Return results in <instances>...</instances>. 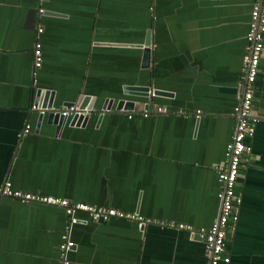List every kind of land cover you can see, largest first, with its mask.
I'll use <instances>...</instances> for the list:
<instances>
[{
  "label": "crops",
  "instance_id": "obj_1",
  "mask_svg": "<svg viewBox=\"0 0 264 264\" xmlns=\"http://www.w3.org/2000/svg\"><path fill=\"white\" fill-rule=\"evenodd\" d=\"M256 2L0 0V187L9 182L144 221L139 228L132 220L93 222L78 214L67 264L208 262L197 234L177 225L199 231L218 218L215 168L237 123ZM147 33L151 58L144 67ZM36 41L40 68L33 65ZM129 87L169 94L125 95ZM37 89L53 92V108L91 102L94 112L84 126L66 118L58 129L47 113L40 120L31 109L43 104ZM120 100L134 107L115 110ZM252 111L258 122L235 185L240 203L227 234L229 264H264V54ZM26 125L30 131L20 138ZM67 225L60 207L1 197L0 264H62L58 246Z\"/></svg>",
  "mask_w": 264,
  "mask_h": 264
},
{
  "label": "built area",
  "instance_id": "obj_2",
  "mask_svg": "<svg viewBox=\"0 0 264 264\" xmlns=\"http://www.w3.org/2000/svg\"><path fill=\"white\" fill-rule=\"evenodd\" d=\"M39 9L38 13L42 14ZM37 34L42 33V27L37 24ZM246 47L242 57L243 80L241 83V92L238 105L234 112L237 117L236 127L230 140L225 146V152L222 162L216 168L215 173L218 182L222 188L218 194L221 201L220 212L217 220L208 228L199 231H193L187 225L179 224V230L189 231L191 234H197L204 244V251L208 258L206 264H229L230 257L227 253V234L233 228L237 220L236 206L240 203L239 196L235 193V185L240 170L247 161V155L250 153L251 147L248 143L249 139L255 132V126L258 120L253 116L252 100L255 92L256 77L260 72V62L264 54V0H257L252 6L250 13V21L248 31L245 36ZM42 64L41 44L38 41L34 44L33 65L34 68H40ZM32 110L39 114H44V110L37 105L31 106ZM158 112H165L164 109H157ZM49 112L59 113L65 118L84 117L90 114V111L79 109L77 106L68 108H51ZM149 109L143 111L142 116L146 117ZM131 119L132 115H128ZM30 131V126L26 125L19 132L22 138ZM8 197L16 199L21 203H36L52 207H60L63 209L67 218V227L61 235V242L58 250L62 264H67V253L72 249L74 243L70 239V227L82 220L78 214L87 215L93 222H106L111 218L132 220L137 223L139 228L144 226V221L137 215L125 214L109 207H96L84 203H72L66 199L55 198L52 196L40 195L38 193L23 192L12 188L9 182H5L0 187V198Z\"/></svg>",
  "mask_w": 264,
  "mask_h": 264
},
{
  "label": "water",
  "instance_id": "obj_3",
  "mask_svg": "<svg viewBox=\"0 0 264 264\" xmlns=\"http://www.w3.org/2000/svg\"><path fill=\"white\" fill-rule=\"evenodd\" d=\"M150 47H151L150 33H147L145 42L142 45V50H143L142 61H143L144 67H147L148 65H150V63H149L150 58H151ZM137 89H139V90H137ZM124 94L143 97V98H149L152 95H163V94H169V93L164 92V91H151L149 87H142V88L129 87L127 91H124ZM52 98H53V92L52 91H50L48 89H37L36 94H35V99L37 102L42 99L41 102L43 104L42 105L35 104V105H37L38 107L40 106V108L45 111L44 113H47V118L49 120H51L53 122V124L56 125L57 128L59 129L65 123L66 118L61 116L59 113L53 114V113L49 112V110L52 108V104H53ZM118 102H119V104L115 110H119L120 106H123V109L126 111L131 110L134 107V101L120 100ZM71 105L72 104H70V103H66V104L62 105V108H64V107L68 108ZM86 109L88 111H90V114H88L87 116H84V117L74 116V117L68 118L70 125H76V126L82 125V126H84L87 123L88 119L90 118L91 114L94 112L93 107L91 105V102ZM109 109H110V105L106 104V106L102 108V113L109 110ZM145 109H148V105H146ZM42 118H43V114L40 115V120H42Z\"/></svg>",
  "mask_w": 264,
  "mask_h": 264
}]
</instances>
